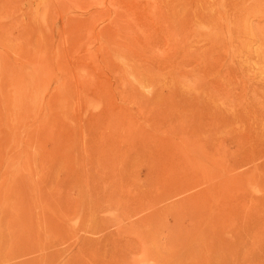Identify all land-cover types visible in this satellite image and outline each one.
Segmentation results:
<instances>
[{"label": "rangeland", "instance_id": "obj_1", "mask_svg": "<svg viewBox=\"0 0 264 264\" xmlns=\"http://www.w3.org/2000/svg\"><path fill=\"white\" fill-rule=\"evenodd\" d=\"M0 264H264V0H0Z\"/></svg>", "mask_w": 264, "mask_h": 264}, {"label": "bare ground", "instance_id": "obj_2", "mask_svg": "<svg viewBox=\"0 0 264 264\" xmlns=\"http://www.w3.org/2000/svg\"><path fill=\"white\" fill-rule=\"evenodd\" d=\"M30 79V78H29ZM20 81V80H19ZM30 82V81H29ZM22 84V83H21ZM19 87L18 88H20V85H18ZM18 90V89H17ZM20 90V89H19ZM22 90V89H21ZM34 97V96H33Z\"/></svg>", "mask_w": 264, "mask_h": 264}]
</instances>
